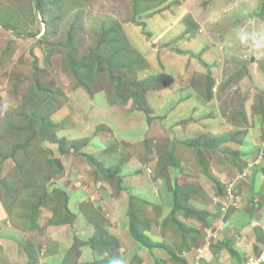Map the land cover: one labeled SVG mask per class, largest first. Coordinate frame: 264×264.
Listing matches in <instances>:
<instances>
[{"label": "rangeland", "instance_id": "obj_1", "mask_svg": "<svg viewBox=\"0 0 264 264\" xmlns=\"http://www.w3.org/2000/svg\"><path fill=\"white\" fill-rule=\"evenodd\" d=\"M143 1L134 18L132 0H48L45 16L38 0H0V20L15 26L0 21V158H7L0 165V181L13 176L19 164L29 171L11 183V214L20 217L26 206L35 209L39 194L34 189L53 174L46 190L59 187L69 196L73 260L67 261L70 255L53 259L58 250L53 242L41 251L44 255L37 254L40 237L34 231L24 240L35 249L33 264L40 258L48 261L42 264H180L175 256L181 255L183 239L172 229L183 226L188 242H197L179 257L186 264H254L264 255L260 244L249 254L236 239H226L234 234L228 229L231 211L222 210L223 197L233 187H221L220 173L212 168L203 173L201 161L215 160L197 150L208 142L215 157L210 132L218 127H213L237 125L233 136L230 132L220 140L225 147L219 157L235 165L233 175L264 177V116L251 112L247 103L264 106L259 88L264 84L257 79L264 78V0ZM119 24L132 47L124 48L123 37L120 48L105 42L101 78L89 85L84 84L88 80L78 81L67 67L63 45L72 47L71 60L78 64L100 45L105 31ZM246 76H251L248 84ZM120 78L124 84L119 91L129 102L110 106L108 97ZM208 89L215 107L207 101ZM247 93L254 96L245 100ZM29 114L35 116L33 125ZM48 159L56 161L40 171L38 166ZM104 169L111 171L110 178ZM130 201L139 214L133 224L144 226L153 248L131 234ZM39 205L41 224L64 216L59 193ZM253 209L245 207L246 212ZM79 215L84 217L80 229L75 226ZM6 219L24 231L23 221ZM262 231L256 229L261 243ZM62 233L66 235L64 228ZM92 240L103 246L94 249ZM0 264H6L5 256Z\"/></svg>", "mask_w": 264, "mask_h": 264}, {"label": "crops", "instance_id": "obj_2", "mask_svg": "<svg viewBox=\"0 0 264 264\" xmlns=\"http://www.w3.org/2000/svg\"><path fill=\"white\" fill-rule=\"evenodd\" d=\"M259 40H261L260 37H259ZM253 59H252V62L254 61ZM261 63H262V65L264 64V56L262 57ZM253 65L254 64L250 65L249 67H252V69L254 70V68H257V67H254ZM263 67H264V65H263ZM217 75H218L217 78L220 77L219 74H217ZM251 76L252 77H255V76L258 77L257 75L254 76V73H252ZM251 76H249L248 78H247V76L244 77V78L248 79L246 81V83L244 82L245 84H248V82H250ZM257 79L260 81L261 84H264V78L261 77V78H257ZM257 84H259L258 81H257ZM259 88H261L264 91V87H259ZM252 90L255 91V89H253V88H252ZM247 95H248V93L245 94V98H243V99L246 100L248 96H249V98L251 97V95L254 96L253 94H251V95L249 94L248 96ZM214 102L211 101L209 103L210 106H214L213 105ZM247 103L254 106V102H252L250 100ZM209 104H207V105H209ZM251 112H253V111H251ZM222 119H220V121H219L220 123H221ZM222 122L225 123V121H222ZM215 127H218V128L214 129L212 132H210V136L216 142L217 149L215 151L217 152L218 158L216 160L214 159L215 162H213V165H211V168L214 169L217 173H220V176H221L220 182H222V184L225 185V189L228 188L227 186L229 184H230L229 187H233L231 190L232 192L231 193L229 192L228 194H226L223 197V199H224L223 202L225 205H223L222 210L224 212H226L228 209H229V211H231V214L229 216L230 221H229V228L228 229L230 232L232 231L234 234V235L229 234L226 239L227 240L231 239L230 237H232V239H234V240L236 239V244H238L240 247H242L241 249L243 250V252H247L249 254H255L254 247L256 246V244H260V249L264 250V242L261 243L260 241L259 242L257 241V240H259V238H258L257 232H256V229H261V230L263 229L262 236L264 237V194L261 197V199H260V197H258V199L255 197V193H258L260 191V188L264 187V177H262L261 180L260 179H253L254 175H253V173H251L250 178L245 176L248 178L247 179L245 177L243 178L244 172H243V176H240V177L238 176L239 174L233 175V173L238 170L235 167V165L230 164V163L226 164V163H224L223 158L219 157V154L222 155V152L219 151V149H221L222 147H225V144L221 143L220 140L223 139L224 137L229 138L228 134H230V132L233 136L239 130V128L237 127V125L225 126V124L224 125L220 124L218 126L216 125L213 128H215ZM230 128H231V130H230ZM254 135H255V133H254ZM247 137H248V133H247ZM211 142L212 141H210L209 144H211ZM206 144L209 147L208 142H206ZM228 144H230L231 146L236 145L234 142H229ZM219 146H220V148H219ZM252 159H253V157L251 155L249 157V159H247L248 161H246L247 166H248V163L252 161ZM247 166H246V168H247ZM246 168L244 170H246ZM228 172H231L232 174L231 173L228 174ZM218 176H219V174H218ZM245 179H246V181H245ZM148 183H150V182H148ZM150 184H152V186H154L153 183H150ZM241 184H243V187L241 186ZM261 190H264V188H262ZM206 192H207V194H209L207 190H206ZM210 197H212V196H210ZM121 200H123V198H121ZM157 201H158V199H157ZM259 202L262 203L261 207H260ZM156 204H158V202ZM123 205H125L124 202H123L122 206ZM249 206L254 208L253 212H251V211L248 212L249 210L247 212L245 211V207H247L249 209ZM236 209H238L239 212L233 211ZM150 210H152V213L154 212L152 205L150 206ZM126 212H128V211H126ZM106 213L107 212H105V215H106ZM121 213H122V211H121ZM6 218H8V216H7L4 208L2 207V205H0V256H2V257L5 256L6 264H26L29 261V257L24 250V246H25L24 240L28 236H30V234H26L29 232L15 228L14 225L10 224L9 220L7 221ZM123 218H126V217H123ZM123 218H121V222L119 224L120 226L125 225L122 222ZM83 219H84V217L79 215V217L76 221L77 223L75 225L76 228L80 229L79 220H83ZM115 219L116 220L119 219V216H117V217L115 216ZM70 225L71 224L55 225L54 226V225H48L47 224V226H48L47 227L44 223H42L41 226L46 227L44 230V234H40L38 231L35 230L37 232V236L40 237L39 242L41 245L40 251H39L38 247L36 246V248H37L36 250L38 251L37 254H40L41 256L44 255V254H42L41 251L46 250V248L48 247V244H49L48 242H53L56 244V246H57L56 248L58 249L57 252L52 255L53 259L59 258V259H61V261L64 260L67 252L74 247V245H72L73 241H71L68 238V232L71 233L74 231V229ZM80 225H82V224L80 223ZM62 228H64V230H65V233H66L65 236L62 233ZM31 232H34V231H31ZM34 237H36V236H34ZM255 239H256V242H255ZM42 244H44V245L42 246ZM88 248H86V249H88ZM88 250H90V249H88ZM244 255L247 256L246 254H244ZM256 256H258V255H256ZM52 257H50V258H52ZM50 258H48V259H50ZM260 258H263V260L261 262V263H263L264 262V255L258 257L257 259H260ZM53 259H50V260H53ZM3 260H5V259H3ZM44 260L46 262H48L46 260V258H43L42 260L40 258L39 263H36V264H42V261H44Z\"/></svg>", "mask_w": 264, "mask_h": 264}, {"label": "trees", "instance_id": "obj_3", "mask_svg": "<svg viewBox=\"0 0 264 264\" xmlns=\"http://www.w3.org/2000/svg\"><path fill=\"white\" fill-rule=\"evenodd\" d=\"M45 1L47 2L48 0H38V7L42 10V14L44 16L47 15L44 12V10H45ZM132 2H133V17L135 18L137 15L140 14V8L142 6H144V1L143 0H132ZM1 22H2L3 25L15 29V26L9 24L8 22H5V23L3 21H1ZM47 34L48 33H45L44 36L47 35ZM147 35L149 37L152 36L151 32L147 33ZM122 37L125 39V47L124 48L128 49L129 47H132L130 42H129V40H128V37L125 36V34L123 33V30L121 29V26L119 24V25H116V26L110 28L109 30L105 31V33L102 36L101 41L99 43L100 45H98L96 47V49H94V51L90 52L88 55H86L85 57L80 59L78 64H74V62L71 60V56H70L71 54L70 53L72 51V47L68 43L63 45L64 48H66V50H67V54L65 55V58H66V62L68 63L67 67L70 68V71H71L70 73L72 75H74L76 77V79L78 81H80V82H81L82 79L88 80L84 84L88 83V85H89L91 82L94 83V82L98 81L101 78V74H103V71H104L103 68H105V67H103V64L105 63V60H104V57L101 54L103 49H104V47H105V42H106V45L107 44L109 45V47L117 46L118 48H120V45H118V42L121 41ZM71 40H72V37H71ZM110 40L112 41L111 44H110ZM114 40H117V44H114ZM131 50H133V48H131ZM117 52H119V54H120V53H124L125 51L121 52V51L118 50ZM117 82L118 83L115 85L114 90L111 91V93H110V95L108 97L109 105L110 106H114V107L115 106L116 107L126 106L127 103L129 102V97L128 96H123L120 93V91H119V89L121 87H123L122 86L124 84L123 80L120 78V80L117 79ZM209 91H210V89H208V92ZM212 96L213 95H212V93L210 91V94H209V96L207 98L208 99L207 101H211L212 100ZM40 97H41V99L45 98L47 100V97L45 95H43V94H41ZM133 105L136 106L135 104H133ZM45 106H46V103L43 105V107H45ZM262 106L263 105H261L260 103H257V105L254 104V106L252 108L253 109V113H256V112H258L260 114L262 113V116H264V106L263 107ZM27 119H28L29 122H31L32 125H33V123L36 120L35 116H33L31 114H29ZM37 121H38V119H37ZM148 121H150V119H148ZM37 123L39 124V122H37ZM41 123L42 122H40V124ZM32 127H33V130H34V126H32ZM42 134H43V136L47 135L45 133H42ZM197 151L199 152V155L203 154V153L204 154L205 153H210V155H209L210 160H214V159L216 160L218 158L217 157V152L215 153L216 156L215 157L212 156V158H211V153L212 152L210 151V149L206 145L203 148L200 147V149L197 150ZM237 154L235 153L234 155L236 156ZM6 159H7L6 157H2L1 156L0 165H2L3 161H5ZM12 159H14V158H12ZM47 161H46V163H44L45 165H41L40 164L41 166L40 165L38 166V169L40 171L45 169V168H47V167H49V165L47 163H49V162L53 163L56 160L48 159ZM201 162L204 163L205 160L201 161ZM56 163H59V162L57 161ZM203 163H202V165H203V173L207 174V170H208L207 168H209V169L211 168V165H213V161H210L208 163L206 162L205 164H203ZM18 167H19L18 171L16 170L15 174L13 176H11L10 178L4 177L0 181V190H4V193L2 195H0V205H2V207L4 208L7 216L10 218V221L11 220L13 221V218L14 219L16 218L19 221H23L24 226H23L22 229H24V231L31 232V231H35L36 230L40 234H44V230H45L46 227L41 226V222L39 221L40 220V215H41V209H40L41 205H39V203H41V202L45 203L47 201L55 199L56 198V193H59V195L62 197V199L64 201V205H63V209L65 211L64 212V216L62 218H60V219H57V216H54L48 222V224L49 225H54V226L55 225H64V224H73L71 222L72 221L71 217L73 215L71 214L70 209H68V208H70L69 207V196H68V194L63 189H61L59 187H56L54 190H52L50 192L46 190V188H47L46 187V183H48L49 180L53 179L52 178L53 174H48L47 178H45L43 183L41 182V183L37 184L36 189H34L39 194V197L37 199L33 195H31V196L34 197V199H36V201L38 200V204L36 205L35 209H33L32 211H28L29 209H32V208H29V207L26 206L25 207V209H26V213L25 214H20L19 215L20 217H13L14 214L12 216V214H11V204H9L8 202H9V200L13 199L15 197V195L11 194V190H12L11 183H14V182L16 183L17 179H20V175L26 177V175L29 172V171L24 172L23 168L21 167L20 164H19ZM56 170H55L54 175L56 174ZM102 173L104 175H106L105 177H107V178H110L111 175H112L110 170H105L104 169L102 171ZM105 177H104V181L110 182V180L105 178ZM218 182H219L218 184L221 187H223L222 183L220 181H218ZM166 185H167V182H166ZM168 185H169V183H168ZM24 187H26V189H31V187L29 185H24ZM131 201H133V198L131 199ZM131 201L129 203L130 204L129 205V217H130L131 222H132L131 223V229H130L131 234L133 235L134 239L137 242H140L145 247L153 248L155 244H152L151 236L146 234L147 230L143 229L144 226L141 227V229H137V227H135V224H133V220L139 219V214L137 213V210L135 209L134 203H132ZM174 207H177L176 206V202H175ZM179 210L181 211L182 209H179ZM179 210H177L176 212H179ZM14 223H15V220H14ZM176 223H178L179 225L181 224L178 221H176ZM180 227H181V225H180ZM183 227H184L183 230L182 229H172L178 235H182V239L183 240H182L181 245H183V246L181 247V250L179 251L180 254H181L180 256H183L184 253H186L189 250H191V248L194 247V245L197 243L195 241L188 242V238L186 236V234H187L186 230L188 228L185 227V226H183ZM89 245L92 246L94 249H97L98 247H102L103 243H101L100 241H97V242L95 241L94 242V240H92V241L89 242ZM157 246H158V244H157ZM24 250H25V252L27 253V255L29 257L30 264H33L32 260L35 258V253L33 254V252H34L33 250H35V249H33V247L31 245H25L24 246ZM72 250H69L68 253L66 254L67 256L68 255L72 256V258L70 257L69 260L67 259V261L73 260V255L70 253ZM179 257L175 256V262L176 263H180V264H186V260L184 258H182V257H181V259H179ZM63 264H67V263H63Z\"/></svg>", "mask_w": 264, "mask_h": 264}, {"label": "built area", "instance_id": "obj_4", "mask_svg": "<svg viewBox=\"0 0 264 264\" xmlns=\"http://www.w3.org/2000/svg\"><path fill=\"white\" fill-rule=\"evenodd\" d=\"M262 260H263V258H260L258 260L256 259L255 262H254V264H258V263L262 262Z\"/></svg>", "mask_w": 264, "mask_h": 264}]
</instances>
